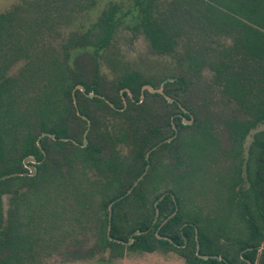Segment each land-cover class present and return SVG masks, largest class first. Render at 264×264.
Returning <instances> with one entry per match:
<instances>
[{"label": "trees", "instance_id": "1", "mask_svg": "<svg viewBox=\"0 0 264 264\" xmlns=\"http://www.w3.org/2000/svg\"><path fill=\"white\" fill-rule=\"evenodd\" d=\"M93 3L0 13V264H40L70 239L92 241L84 260L264 264V0H133L132 30L173 62L162 94L110 57L115 78L101 81L116 3L61 55L40 49L64 9ZM74 49L91 57L90 80L69 64ZM20 59L21 83L9 76Z\"/></svg>", "mask_w": 264, "mask_h": 264}, {"label": "rangeland", "instance_id": "2", "mask_svg": "<svg viewBox=\"0 0 264 264\" xmlns=\"http://www.w3.org/2000/svg\"><path fill=\"white\" fill-rule=\"evenodd\" d=\"M21 0H0V13L6 12ZM116 3L121 8L118 15L120 22L114 33L111 45L106 56L97 59L99 76L102 82L110 83L115 78V69L108 63V59L119 60L129 69L135 70L144 76H151L156 79L158 86L163 87V79L170 74L173 62L168 57L156 55L150 48L148 41L142 34L135 33L132 26L135 24V12L133 11V0H94L92 5L79 9L67 7L62 11L63 17L58 25H55L52 32H47L39 42L43 52H52L61 55V45L69 38L75 39L90 28L98 18L100 12L109 4ZM69 64L77 71L85 72L90 80L91 57L82 54L78 49L70 51ZM26 65L25 59L13 65L9 70L12 78L23 79L22 69ZM25 75V74H24ZM162 79V80H161ZM31 91V90H30ZM201 106V105H200ZM250 138L248 137L244 146L247 147ZM29 168V167H28ZM4 209L8 207V197H3ZM81 239V236L77 238ZM75 244L73 239L67 240L61 245L52 243L48 254L43 257L40 264H184L183 260L175 253H126L123 256L116 254H94L88 260L82 259L92 247V241Z\"/></svg>", "mask_w": 264, "mask_h": 264}, {"label": "water", "instance_id": "3", "mask_svg": "<svg viewBox=\"0 0 264 264\" xmlns=\"http://www.w3.org/2000/svg\"><path fill=\"white\" fill-rule=\"evenodd\" d=\"M143 89L144 90H147V91H149L150 93H154V92H156V93H159V94H162V88H158V89H156V90H153V89H151L150 87H148V86H144L143 87ZM167 98V100L168 101H171V99L170 98H168V97H166ZM192 122H193V120H192V118H190L188 121H186L185 119H183V123L184 124H192ZM86 134V133H85ZM171 140V138L170 139H168L167 141H170ZM146 157H148V154H146ZM30 161H32L31 159H26L25 160V162H30ZM29 169H30V172H31V174H33L34 173V169L32 168V167H29ZM140 179V178H139ZM138 179V180H139ZM134 234H138V232H135ZM158 238H159V236H157ZM205 258V257H204Z\"/></svg>", "mask_w": 264, "mask_h": 264}]
</instances>
